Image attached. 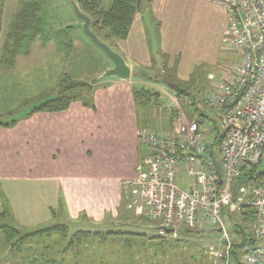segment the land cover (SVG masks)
Wrapping results in <instances>:
<instances>
[{
  "label": "crops",
  "instance_id": "obj_1",
  "mask_svg": "<svg viewBox=\"0 0 264 264\" xmlns=\"http://www.w3.org/2000/svg\"><path fill=\"white\" fill-rule=\"evenodd\" d=\"M14 11H7L5 0L0 59ZM170 11V0H142L127 38L116 43L120 48L117 53L130 70L129 77H115L104 88L91 87L92 100L76 99L60 112L33 111L58 97L64 78L79 82L97 70L84 43L37 37L15 56L12 66L3 67L0 62V123L15 121L11 127L0 126V214L7 202L13 219L26 228L56 219L65 226L83 221L106 228L113 224L110 222L135 215L126 209L128 199L121 182L135 176V166L145 155L136 131L150 128L138 123L131 90L120 88H129L132 73H156L164 68L174 79L181 77L175 40L168 42L162 28L163 15ZM148 33L154 34V43ZM112 67L111 63L108 69ZM124 201L128 213L123 209L119 214ZM78 231L102 232L83 226L70 230L67 226L65 243L58 245L60 258L53 262L45 254L43 263L117 264L116 256L101 259L96 255L92 257L96 261L91 260V254L106 251L111 245L70 243ZM46 247L50 252L54 248ZM111 248L116 251L115 246ZM69 252L71 255L65 257Z\"/></svg>",
  "mask_w": 264,
  "mask_h": 264
},
{
  "label": "built area",
  "instance_id": "obj_2",
  "mask_svg": "<svg viewBox=\"0 0 264 264\" xmlns=\"http://www.w3.org/2000/svg\"><path fill=\"white\" fill-rule=\"evenodd\" d=\"M201 1L224 12L222 42L239 60L217 77L208 75L212 89L188 98V121L178 120L171 132L136 131L145 155L122 184L127 209L157 222L160 237L170 229L173 236L182 229L217 230L204 256L210 264H231L240 235L224 215L239 217L248 206L257 244L241 247L239 264H264V182L233 191L264 156V0Z\"/></svg>",
  "mask_w": 264,
  "mask_h": 264
},
{
  "label": "rangeland",
  "instance_id": "obj_3",
  "mask_svg": "<svg viewBox=\"0 0 264 264\" xmlns=\"http://www.w3.org/2000/svg\"><path fill=\"white\" fill-rule=\"evenodd\" d=\"M95 2L97 3L96 6L91 0L89 3L92 4L87 9L78 4L77 0H6V9L7 11L13 9L15 10L14 13H16L26 4L35 3L39 5V17L45 36L53 37L63 42L77 40L87 46L88 53L91 55L97 70L90 75H86L79 82L85 83L89 89L94 86H102L104 88L107 81L115 79L112 76H105L110 70L108 68L111 62L86 36L83 30V20L75 12V9H77L91 21L93 16L90 9H95L96 11L105 10L109 7L111 0H95ZM170 4L171 11L169 14L163 15L162 28L167 34L166 40L168 42L169 40H175L176 52L179 55L177 58L179 57L178 65L181 77L174 79L169 76L171 71L164 68L157 70V72L160 71L159 74L157 72L148 74L132 73L131 84H128L129 88H120L121 91L131 90L130 96L134 101L138 123L140 124L141 122L142 126L150 128H145L146 130H155V132H171L177 126L178 120L181 122L188 121L190 119L188 118L190 111L186 104L188 98L196 92L212 89L214 82L208 79V75L212 74L217 77L239 60L237 52L226 49L222 42L224 26L226 25V16L222 10L201 0H170ZM90 30L92 31L93 27L90 26ZM148 34L150 42L154 43V34ZM98 38L116 53L120 52V48L116 44L120 42L119 40L114 38L106 39L100 33ZM163 80L168 82L164 83ZM169 84L174 85V88ZM89 89L75 90L73 95L81 97V99L92 100L93 92L92 89ZM141 89L149 91V93L140 92L143 96L136 99L135 92ZM259 169L264 170V156L259 164ZM125 181L121 182V187ZM123 203V206L121 205L118 210L119 214L125 210V201ZM125 211L128 213L127 210ZM129 216H131L129 220H125L122 217L117 222L114 221L116 223L110 222L113 224L107 225L106 228L94 226L83 221L68 222L67 226L70 230L77 226L101 229L102 232H99V234L102 236H94V232H90L85 240L82 238V244L99 243L111 245V247L115 246L114 250L116 251L114 252L109 247L105 249L106 251L103 250L104 252L91 254V260L93 261L96 260L92 257L98 255L101 259H105L108 256H116L115 261L117 264H120V261H123V264H210L204 256V251L212 240L217 237V234L210 232L212 229L206 228L203 234L202 232L197 234L177 233L174 236L168 234L160 237L158 235L159 226L157 222L149 221L140 216ZM60 222V219H56L52 222L41 223L39 226L58 224ZM14 224L22 228L21 233H28L34 229V227L26 228L20 226L15 220ZM107 229H112L113 232H124L127 235L103 237V234L107 233L105 231ZM130 232L140 236H133ZM63 239L65 240V238ZM63 239L60 237L56 238L55 243L52 242L54 239L49 242L46 240V243L54 246L51 252L46 250V245L48 244H30L27 248H24L23 252H13L10 251L9 243L5 242L0 235V264H19L22 256L26 257L29 254L27 251L30 250L34 254L38 252L49 254L51 261L57 262L61 254L58 251V245L64 242ZM74 243L78 242L73 241ZM102 248H106V246H102ZM68 255H71L70 252L65 254V257ZM69 263L71 264V262Z\"/></svg>",
  "mask_w": 264,
  "mask_h": 264
},
{
  "label": "trees",
  "instance_id": "obj_4",
  "mask_svg": "<svg viewBox=\"0 0 264 264\" xmlns=\"http://www.w3.org/2000/svg\"><path fill=\"white\" fill-rule=\"evenodd\" d=\"M78 4L85 8H90L89 3L91 0H77ZM150 2L151 0H147ZM5 0H0V34L2 28V16L3 7ZM92 2L97 5L95 0ZM142 0H111L109 7L105 10L95 9L91 10L93 18L91 19L90 26L93 27V33L96 37H99V33L104 35L106 39H117L123 41L127 38L132 25L134 16L140 10V5ZM40 7L39 5L26 4L22 6L11 18L10 24L8 26L7 33L5 35V40L2 45V57L0 62L3 67H10L14 63L15 56L22 52L27 45H29L37 37L45 38L41 27V20L39 17ZM99 39V38H98ZM100 40V39H99ZM102 41V40H100ZM103 42V41H102ZM104 43V42H103ZM108 46V45H107ZM89 89L85 83L82 82H72L67 78H64L60 85V91L58 97L45 101L34 109L35 112L43 113H54L66 110L70 103L76 99H81V97L74 96L73 92L79 89ZM90 90V89H89ZM140 92L149 93V91H143L142 89L135 92V97H142L143 94ZM148 99V98H147ZM147 101V100H146ZM145 101V102H146ZM15 124L12 121L7 124L0 123V126L11 127ZM261 162V161H260ZM260 164V163H259ZM259 164L253 166L248 171L241 174L239 179L234 183L233 191L236 192V187L238 185H246L248 187L258 186L264 182V170L259 169ZM225 223L230 231H235L239 233V239L235 242L232 251L231 264H239L240 249L247 242L256 243L250 239L249 222L251 220V210L248 206L245 207L243 213L239 217H233L229 214L224 215ZM0 235L4 238L5 242L9 243L10 251L23 252L24 248H27L30 244L36 245H46V240L55 243L56 238H65L67 233V226L62 224H51L46 226H40L34 228L28 233H21L22 228L14 224V219L12 213L9 209L7 202L4 203L3 212L0 214ZM241 222V223H239ZM201 232L200 230H187L182 229L178 233L183 234H197ZM211 233L217 234V230H211ZM90 232L78 231L72 237L70 243L76 241L78 243L82 242V238H87ZM129 234V233H128ZM133 236H140L133 233ZM203 234V232H202ZM94 236H102L99 232H94ZM127 235L124 232H113L109 231L103 234V237L108 236H121ZM53 237V238H52ZM264 244V242H262ZM51 245V244H50ZM52 246V245H51ZM27 251V250H26ZM29 254L26 257L22 256V260L19 264H38L43 263L45 259V253L38 252L34 254L33 251H27ZM43 252V251H42ZM34 254V255H33ZM22 255V254H21Z\"/></svg>",
  "mask_w": 264,
  "mask_h": 264
},
{
  "label": "water",
  "instance_id": "obj_5",
  "mask_svg": "<svg viewBox=\"0 0 264 264\" xmlns=\"http://www.w3.org/2000/svg\"><path fill=\"white\" fill-rule=\"evenodd\" d=\"M76 14L83 20V30L87 37L94 43L95 46H97L109 59V61L112 63L113 67L110 69L105 76H112L119 79H127L129 77V68L125 64L122 57L113 51L110 47H108L105 43L100 41L96 35L90 30V19L87 16H84L81 14L77 9H75ZM171 87L174 88V85L169 84ZM167 234L173 233V230H166Z\"/></svg>",
  "mask_w": 264,
  "mask_h": 264
}]
</instances>
